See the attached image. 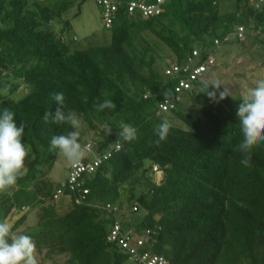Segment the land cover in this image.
<instances>
[{
  "label": "trees",
  "instance_id": "1",
  "mask_svg": "<svg viewBox=\"0 0 264 264\" xmlns=\"http://www.w3.org/2000/svg\"><path fill=\"white\" fill-rule=\"evenodd\" d=\"M86 1L0 0V109L13 111L17 125L24 122L21 142L29 150L25 174L2 197L10 206L11 190L23 204L9 239L24 226L21 234L31 236L43 257L37 264H130L108 240L118 221L123 233L131 230L137 238L153 232L150 252L169 264H264V144L250 146L247 165L240 163L236 108L242 96L210 86L216 98H208L203 82L213 84L208 74L215 65L191 90L176 92L180 81L212 56L213 47L233 36L243 44L250 37L257 50L264 49V2L169 0L160 14L144 17L138 10L129 13L127 2L157 0H121L109 27L101 13L110 37L74 48L77 39L64 37L71 28L64 16L74 7L79 16ZM163 57L172 62L163 73L170 78L166 85L154 71ZM22 87L27 92L19 97ZM185 91L193 105L183 110ZM56 92L64 94L65 110L74 111L98 137L95 157L112 154L83 176L88 194L81 204L62 187L67 179L61 184L60 193L69 197L66 207L54 204L60 196L49 178L60 155L49 150L50 139L72 130L53 124L51 117L44 120L45 112L55 111ZM104 99L116 107L98 111ZM166 101L174 107L163 109ZM165 120L170 130L158 142L154 128ZM178 121L182 127L175 126ZM122 122L135 130V139L118 136ZM155 166L163 173L159 184ZM108 205L117 210L108 214Z\"/></svg>",
  "mask_w": 264,
  "mask_h": 264
},
{
  "label": "clouds",
  "instance_id": "2",
  "mask_svg": "<svg viewBox=\"0 0 264 264\" xmlns=\"http://www.w3.org/2000/svg\"><path fill=\"white\" fill-rule=\"evenodd\" d=\"M210 86L213 89H219L220 86L203 82V87L207 89L204 93L209 99H215L216 91L209 90ZM224 97L223 92H220L219 98ZM52 99L56 105L55 111L45 112L44 120L47 122L51 117L53 124L57 126L66 124L72 130L67 134L53 135L49 142V150H58L68 161L78 163L85 155L80 143L81 121L74 111L65 110V97L62 92L54 93ZM96 107L102 112L104 109H114L116 105L112 100L104 99ZM236 116L242 136L238 150L244 155L240 163L247 165L249 147L264 144V79L257 80L240 99ZM14 117L15 113L10 109L6 107L0 109V193L7 192L9 188L15 186L18 179L25 174V160L29 151L27 144L21 142L25 124L21 121L17 125ZM111 130L110 126H105L104 131L107 135L111 134ZM169 130L170 124L166 120L155 126L154 133L158 137V142L167 138ZM117 134L124 141L135 139V130L123 122ZM9 233V224L0 221V264H37L33 255L35 245L31 236L21 234L9 239Z\"/></svg>",
  "mask_w": 264,
  "mask_h": 264
},
{
  "label": "rangeland",
  "instance_id": "3",
  "mask_svg": "<svg viewBox=\"0 0 264 264\" xmlns=\"http://www.w3.org/2000/svg\"><path fill=\"white\" fill-rule=\"evenodd\" d=\"M76 13L77 7H74L64 16V19H67L71 26L69 30L64 32V37L69 40L73 39L74 37L77 39V42L73 44L74 48L85 47L90 42L93 43V39L96 38L100 39L103 36L110 37L109 31L104 29L101 12L93 0L86 1V3L81 8L79 16L75 17ZM59 26L60 25H56L58 33L61 29ZM236 38V36H233L230 38L231 42L222 43L220 46L216 45L217 47H213L212 57L215 60V67L209 72L208 77L211 80L210 82L218 84L220 88L226 90L229 93H233V96L243 97L247 91L255 85L257 80L264 79V53L262 51L264 49L260 51L257 50V47L252 45V38L250 37H248L246 43L244 44L241 41H237ZM171 63L172 62L170 59L163 57V59L157 62L154 67V71L158 73L160 80L163 81L164 85L170 81V78L164 76L163 73L165 68L169 67ZM26 92L27 90L25 87H22L21 92L17 95L21 97ZM180 97L181 109L185 110L187 107L190 108L193 105V101L189 96V92H182ZM181 125L182 124H180L179 121L177 124H175V126ZM79 131L81 133L80 143L85 153L82 159L91 161L98 154L95 148V141L98 140V137L95 136L93 132L89 131L84 124H81ZM87 143L94 145L91 152H87L85 150ZM72 164V162L68 161L62 154H60L54 169L49 176L50 180L53 183H56L55 194H59L60 196L59 200L55 201L54 203L58 207H66L70 205L69 197L61 194L60 192L61 184L66 181L69 175V169ZM18 188L22 189V186ZM8 193L9 196L12 197L11 201L12 203L14 202V205L11 203V205L8 206L6 203H2V197L6 196V192L0 193V221H5L9 224V226H11L23 215L21 212L24 210L22 206L23 204L19 202L20 198L18 199V197L14 196L15 192H11L10 190ZM31 210L30 217L33 219L35 210ZM23 229L24 226H22L13 237L20 235L21 230ZM33 255L36 262H40L43 259V257H41V255L35 251L33 252ZM45 264H55V262H53V260H46Z\"/></svg>",
  "mask_w": 264,
  "mask_h": 264
},
{
  "label": "built area",
  "instance_id": "4",
  "mask_svg": "<svg viewBox=\"0 0 264 264\" xmlns=\"http://www.w3.org/2000/svg\"><path fill=\"white\" fill-rule=\"evenodd\" d=\"M98 8L101 9L103 15V21L106 27L111 25L114 14L118 10V6L122 3L121 0H93ZM169 0H157L156 4L145 5L143 3L127 2L129 13H133L138 10L142 13L144 17H151L161 13L160 6ZM264 2V0H259ZM239 38L243 37V29H239ZM194 56L197 54L194 52ZM215 63L214 58L211 56L207 59L205 63L199 67L193 69L185 78H183L179 87L176 89L177 93L183 90H191L194 81L198 80L203 73H205L209 68L213 67ZM179 71L174 68V73ZM188 68H185L184 72H189ZM169 73V72H168ZM163 109L167 110L168 107L173 108L169 102H165L161 106ZM86 151L90 152L92 150V145L88 144L85 147ZM116 150H120V146L116 145ZM111 152H105L100 156L94 158L92 162L84 163L79 161L78 163H73L70 167L67 182L63 184V188H67L72 194H74V201L76 204H81L85 196L88 194V190L84 189L83 176L85 174H92L96 169L103 164L108 158L111 157ZM153 174L155 175L156 183H159L162 178V172L158 167L153 168ZM108 214L116 211V208H112L110 205L106 206ZM153 236V232L147 231L146 236L135 239L133 232L126 231L122 232V227L118 221H116L111 229L108 240L114 242L120 248V251L129 258L131 264H169V262L162 256L153 255L150 252L148 239Z\"/></svg>",
  "mask_w": 264,
  "mask_h": 264
}]
</instances>
